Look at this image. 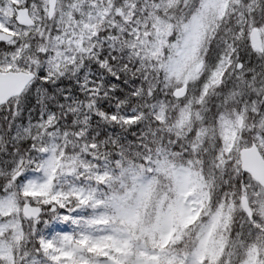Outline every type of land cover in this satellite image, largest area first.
I'll use <instances>...</instances> for the list:
<instances>
[{"label":"snow or ice","instance_id":"snow-or-ice-1","mask_svg":"<svg viewBox=\"0 0 264 264\" xmlns=\"http://www.w3.org/2000/svg\"><path fill=\"white\" fill-rule=\"evenodd\" d=\"M10 2L0 264H264V0Z\"/></svg>","mask_w":264,"mask_h":264},{"label":"water","instance_id":"water-1","mask_svg":"<svg viewBox=\"0 0 264 264\" xmlns=\"http://www.w3.org/2000/svg\"><path fill=\"white\" fill-rule=\"evenodd\" d=\"M52 2L54 5H57V0H52ZM18 19L22 23H30V18L26 11H20ZM4 35L9 36L7 34ZM13 90H19V86L15 79L6 82L3 77H0V101L6 99L8 95L13 94ZM248 166L252 168L258 177H264V161H261L258 154H253L250 157Z\"/></svg>","mask_w":264,"mask_h":264},{"label":"trees","instance_id":"trees-1","mask_svg":"<svg viewBox=\"0 0 264 264\" xmlns=\"http://www.w3.org/2000/svg\"><path fill=\"white\" fill-rule=\"evenodd\" d=\"M67 0H62V3H66ZM104 2V0H73V4L76 7V11H82V6L83 5H87V4H96V3H100L102 4ZM111 2V0H110ZM89 16L92 17L94 23L91 25V27L95 28L97 26L102 27L104 20L107 18L108 15V10H104L101 13H99V16L97 18V16H94L93 14H88ZM69 17L73 20L74 23H76L77 21L75 20V17L71 16V13H69ZM87 26V25H86ZM172 239V234L170 237V240ZM100 252H102L103 250L100 249Z\"/></svg>","mask_w":264,"mask_h":264},{"label":"rangeland","instance_id":"rangeland-1","mask_svg":"<svg viewBox=\"0 0 264 264\" xmlns=\"http://www.w3.org/2000/svg\"><path fill=\"white\" fill-rule=\"evenodd\" d=\"M23 2V0H21V3ZM5 3L8 5V7L6 8V10H5V12H4V15L8 18V19H10V17L13 15V8L11 7V2H10V0H5ZM0 25H2V26H4V24L3 23H0ZM12 211H13V209H12ZM181 218V220L182 221H184V218L183 217H180ZM184 222H186V221H184ZM1 234V233H0ZM169 236V235H168ZM131 242H129V244H130ZM165 244H167V240L165 241ZM129 253H131L132 252V247L130 246L129 248H128V250H127ZM141 255L142 256H148V253H146V252H142L141 253ZM9 257H10V255H9ZM8 257V258H9ZM153 259H155V258H153Z\"/></svg>","mask_w":264,"mask_h":264}]
</instances>
